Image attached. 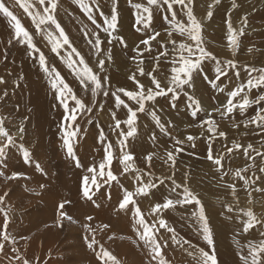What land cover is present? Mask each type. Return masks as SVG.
I'll use <instances>...</instances> for the list:
<instances>
[{"label": "rangeland", "instance_id": "1", "mask_svg": "<svg viewBox=\"0 0 264 264\" xmlns=\"http://www.w3.org/2000/svg\"><path fill=\"white\" fill-rule=\"evenodd\" d=\"M203 1L193 0V11L202 24L204 46L221 61L234 60L236 68L228 70L227 76H222L220 80L216 81L219 85L218 88H213L208 80H204L202 78L203 74L195 78L194 89L190 90L189 94L199 100L201 108L204 109L199 111L197 116L191 115V109L187 107L188 97L183 93L175 101V108L171 107L170 93L167 97H158L156 101L157 114L162 122H170L166 125L169 129L168 133L161 132L150 115L138 113L137 133L127 140V151L133 155V160L128 163L134 165L128 173L123 172V164L119 162L121 154L117 143L118 137L117 133L112 131L114 121L111 117V113L115 111L117 118L121 121L125 120L126 109L123 106L115 107L113 97V101H111V98L108 101L109 96L104 97L101 94L92 97L90 90L84 92L83 86L79 83L75 73L65 62L68 59L77 61L78 57L72 56L69 58L67 53L70 49L67 46L60 50L59 56L53 52L52 42L47 38V32L52 31L58 36L55 27L41 25L42 30L36 32L31 17L19 7H13L12 10L20 19L22 26H25L24 28L32 34L36 46L43 50L48 65L59 72L60 76L73 88L78 97L83 99L85 103L96 104L97 107L93 109L92 113L78 117L77 122L81 131L74 138L76 141L74 149L82 165L80 168L75 167L74 162L66 156V149L62 146L58 124L62 120L63 109L58 104L52 103L51 108L52 105L53 108L50 110L53 112L48 113L56 119L53 122L48 121L46 117L43 120L36 117L34 119L31 116V113H33L31 109H27L26 111L29 112L20 116L18 123L15 121L16 125L11 121L10 117L14 116V112H12L13 107H11V100L9 99L14 96L17 90L18 93L21 90L24 91L22 87L27 84L24 83L26 81L24 68L19 69V63L23 60L19 58V54L20 52L24 54L26 46L20 44L9 45L7 43L10 38V29L7 21L0 16V77H3L5 81V83L0 84V91L2 90L3 93L6 90L9 95V97H3V100L0 99V112L2 116L7 118L6 127L10 134L16 138L17 145L23 143L32 153V157L35 156L33 159H36L35 161L39 162L44 170H49L46 181L41 179V175H39L40 178L38 176V178H35L30 170L28 171L27 163L25 164L27 171L20 172L23 175L14 180H8L7 176L18 171L11 170L8 166L5 175L0 176V195L5 192L8 193L4 204L0 205V226L3 225L5 213H7L9 219L7 231L10 236L16 239L15 247H18L21 254L32 264H104L98 256L100 245H103L104 249L114 255L120 261V264H150V249L144 245L143 241L139 240L132 227V211L119 210L118 208V204L123 198V189L134 191L139 186V182L135 180V169H139L141 174L144 175L145 183H147V173L150 171L154 182L158 184V190H152L155 195L150 192L148 197H135L148 223L152 224L155 220L158 227V220L163 218L170 226L175 228L177 239L190 242L189 244H183V246L174 243L171 240V233L167 232L166 229H161L159 233H156L157 239L168 241V246L163 249L168 264H196V260L189 255V252L196 255L195 249L204 248L206 251L208 249L206 241L203 240L198 231L199 225L196 223L195 217L192 216L195 206L176 205L175 208L163 210L159 214L149 215L151 207H154L155 203H162L165 196L171 199L177 198L175 194L168 191L171 187L170 182L166 180L164 185H159L160 178L171 174L172 169L169 167L171 162L166 164L164 161L167 159V151L173 150L174 141L177 139L185 142L183 144L184 151L177 156L174 178L177 183H180L184 181V173H189L191 179L184 182L198 194L204 205L205 214L213 230L219 264H242L239 260L240 249L236 245L237 240L240 241L241 246H246L249 241L258 242L260 239H264L260 236V233L264 232V227H261V225H256L249 233H242L240 230L241 219H246L240 209L246 211L251 208L258 218L264 220V192L255 191L256 188H264V173L259 171L260 168H264V158L257 156V152L264 153V132L254 124L248 125L247 128L244 127L245 121L260 113L261 108H264V102L250 103L243 112L237 108L229 114V117L224 118L213 111L214 108L226 103L229 91L234 90L240 83L247 82L249 78L248 69L253 67L257 69L264 68V0H236L239 5L238 9L231 8L232 0H220V4L213 7L211 19L207 18V10L213 0ZM5 2L9 5L13 4V0H5ZM28 2L36 3V0H28ZM85 2L91 4L92 0H85ZM135 2H141V0H133V3ZM99 4L100 10L107 14L112 6V0H99ZM37 7L39 6L37 5ZM179 7V5L175 6L177 19L187 22L184 12L180 11ZM118 10L120 13L118 33L124 36L123 33L126 31V34L130 33L131 36L127 38L124 36L128 42V49L126 50L115 42L109 46L112 47L113 59L112 61H106L105 67L111 90L118 87L134 90L135 83L129 79V76L137 71L138 66H141L139 64L141 59L144 62L142 67L145 72L155 66L153 58L159 56L160 52L164 50L165 39L161 37L166 38L165 28L168 22L159 15L155 17L152 28L161 33V37L157 38L159 43L152 41L151 51L145 52L142 57H137L133 61L131 58L135 55V45L139 43L140 39H146L147 37L143 31L142 33H136L135 10L131 8L128 0H119ZM94 11L96 10L94 9ZM229 13L231 14L233 26L237 29L242 26L243 17L247 16L245 33L243 36L238 37L239 49L235 53L229 47L227 39L226 21ZM24 18L28 19V22ZM56 18L68 35L72 47L77 49L89 67L96 72L97 61L103 56L98 57L94 54L87 43L90 36L85 37L83 35L85 28L94 29V26L87 19V14L73 0H59ZM100 22L101 18L97 15V23ZM151 31L152 29H149V34H151ZM104 35L101 32L102 40ZM173 38L177 40V45L182 41L190 42L186 40V37H180L178 33H174ZM166 47L168 57L161 60L160 67L157 69L158 79L161 80L162 86L167 83V77L171 75V58L175 55L178 59V54L174 51L173 46L168 43ZM249 48H252L253 51L249 52ZM46 53L51 55V61ZM28 54L31 56L30 53ZM5 55L7 59H5ZM26 64L25 68H32L30 62L27 61ZM34 65L37 69L33 70L29 80L44 77L46 85L49 86L46 76L41 75L43 72L36 63ZM203 67L204 73L208 75L209 79H214L215 64L205 61ZM12 68L16 69L18 73L14 72ZM235 71H239V77L234 76ZM100 75L103 76L104 74L100 73ZM251 75L256 77L258 74L252 72ZM138 78L146 87L150 86L149 78L139 76ZM17 82L19 86H17ZM35 83L36 81H33L28 86L38 88V86H33ZM74 84L77 88L73 87ZM220 88H223L224 91L221 92ZM245 92L248 99L254 101L258 96L264 95V85L245 89ZM35 95L30 93V97ZM243 95L244 93H241L240 97L235 98L234 103L240 100ZM122 99L126 98L122 96ZM3 102L10 105L8 114ZM98 103L104 105L103 109L98 107ZM130 106H134V102ZM24 107L29 108L26 99L25 102L20 103L18 109ZM210 117L218 125V131L222 130L226 133V139L218 135L214 140L209 139L210 133L205 121L209 120ZM21 122H23L26 129L22 139L13 133ZM236 124H239L240 127H234ZM13 126L14 128H12ZM121 127L125 131L128 130L125 124H122ZM101 128L104 130L107 141H111L113 145V160L110 166H106L105 171L111 170L118 177V181L104 184V177L97 174L96 184H92L91 176H89L88 187L90 193L95 191L97 185L100 186L99 191H95V195H93V200L100 205L97 208L91 201L83 197L82 191L83 178L85 175H89L87 169L93 165L98 168L99 164L106 158L104 146L98 139ZM153 132L156 133L157 137L155 141L150 138ZM188 135L196 138L194 141L195 147L186 141ZM233 142L240 143L243 148H246L248 144H252L256 152L249 150L251 152L249 155L241 148L234 149L232 153H227L226 149L231 147ZM210 143L214 155L225 156V160L222 162L224 164L223 171L227 172L228 175L223 176V178H221L212 163L205 158ZM11 147L17 146L13 145ZM149 153H154L150 168L146 161V156ZM11 155L13 156V154L6 155V163L13 159ZM14 156L24 162L22 155L17 156V154H14ZM242 168H248L246 176L249 181L258 178L254 185L245 184L244 181L235 176V171ZM34 169L37 170L36 167ZM39 172L37 170L38 174ZM97 173H99V168ZM58 179L61 181L67 180L69 183L68 188H59L64 193L62 196L59 195L58 188L50 187V183L54 184ZM47 182H50L48 183L50 186L47 185ZM40 184H45L47 190L37 194ZM77 184L78 189L75 187ZM230 184H235L237 197L231 195V189L227 187ZM54 186L52 185V187ZM109 193L111 199L108 198ZM62 199L71 201L70 204L66 205V211L73 217L75 222L65 220L61 227L57 225L56 218L58 216L57 204ZM229 204L233 206L231 213L227 209ZM129 208L131 209L133 206L129 205ZM88 216L93 219L88 221L86 219ZM229 216H231V219L228 218ZM85 223L90 224L95 231L98 244L94 246V249L89 248L84 240L86 233L83 226ZM104 225H108V227L104 228ZM88 235L91 237L92 234L88 233ZM109 237L112 238L109 239ZM12 247L13 245L10 242L5 243L4 251L0 253V264H9L13 255ZM244 250H247L246 247ZM145 257H148L149 262L146 261ZM109 264H111L110 261Z\"/></svg>", "mask_w": 264, "mask_h": 264}, {"label": "snow or ice", "instance_id": "2", "mask_svg": "<svg viewBox=\"0 0 264 264\" xmlns=\"http://www.w3.org/2000/svg\"><path fill=\"white\" fill-rule=\"evenodd\" d=\"M73 2L78 4L79 7L87 14V19L94 26V29L85 28L83 30V35L85 37L90 36L87 43L90 46V49L93 50L94 54L98 57L101 55L103 56V58H100L97 61L96 72L89 67L84 57L81 56L77 49L72 47L68 35L58 22L56 13L59 0H36V3H30L28 0H13L12 5L7 4L5 0H0V16L7 21L10 29V38L7 43L9 45H25L26 50L29 51L38 68L46 76L48 84L54 91L53 99L57 100L58 106L63 109L62 120L58 124V131L61 133L62 146L66 149V156L74 162L75 167L80 168L82 165L74 149V144L76 142L74 138L77 137L81 131L79 123L77 122L78 117L83 114L92 113L93 109L97 107V105L85 103L83 99L78 97L73 88L70 87L64 78L60 76L59 72H57L54 67H50L48 65L44 53L36 46L32 34L22 26L20 19L16 14H14L12 8H22L24 12L31 17L36 32H40L42 30L41 25L55 27L58 31V36L52 31L47 32V38L52 42V51L59 56L60 50L67 46V48L70 49L67 53L68 57H78L77 61L68 59L65 62L75 73L79 83L83 86V90H90L92 97H97L101 94L104 97H108L111 94L115 101V107L119 108L123 106L126 109L125 120L121 121L117 118L115 111L111 113V117L114 121L112 131L116 132L118 137L117 143L121 154L119 162L123 164V172L128 173L134 165H130L128 163L133 160V155L127 151V140L129 137H134L137 133L136 122L138 120V113H146L147 115H150L151 119L155 122V125L160 128L161 132L168 133L169 129L166 125L170 122H162L160 116L157 114V98L162 96L167 97L170 93L171 107L175 108V101L179 98L180 94L183 93L188 97L189 103L187 107L191 109V115L197 116L198 112L204 109L201 108L200 101L193 95L189 94V91L194 89L195 78L200 77L203 74L202 78L204 80H208L213 88H218L219 85L216 81L220 80L222 76H227L228 70L235 69L236 62L232 59L221 61L213 54V52L207 50L204 46V40L202 38V24L194 14L193 0H141V2L135 3H133V0H128L131 8L135 10V24L137 26L135 31H143L147 37L146 39H140L139 43L135 45V55H133L131 59L135 61L137 57H142L145 52H150L152 41H157L159 43L157 38L161 37V33L152 28L154 19L157 15L161 16L168 22L165 28L166 38L161 37L162 39H165V45L163 46L164 50L160 52L159 56L153 58L155 66L151 68V70L145 72L142 67L144 63L143 59L140 60L139 64L141 66H138L137 71L133 72L129 76V79L135 83L136 87L134 90H126L124 87H118L113 91L111 90L109 77L105 67L106 61H112L113 59L112 47H109V45H113V42H115L119 43L122 49H128V42L125 40L124 36L118 33L120 17L118 10L119 0H112V6L107 14L100 10L99 0H92L91 4L86 3L85 0H73ZM219 4L220 0H213V3L208 6L207 18H212L213 7L218 6ZM37 5L39 7H37ZM177 5L180 6L179 10L184 12L187 22L177 19V10L175 8ZM231 8H239L236 0H232ZM94 9L96 11H94ZM97 15L101 18L100 23H97ZM226 23L229 47L232 52L235 53L239 49L238 37L243 36L245 33L247 16L243 17L242 26L238 29L233 26L230 13ZM149 29H152L151 34H149ZM101 32L105 34L103 40L101 39ZM174 33H178L180 37H186V40L190 42L182 41L177 45V40L173 38ZM168 43L173 46L174 51L178 54V59L175 55L171 58V75L167 77V83L162 86L161 80L158 79L157 69L160 67L161 60L168 57L166 47ZM102 45H104V47H102ZM248 51L252 52L253 49L249 48ZM5 59H7L6 55ZM62 59L64 58L62 57ZM205 61H210L215 64L214 79L210 80L208 75L204 73L203 66ZM248 72L249 78L247 79V82L240 83L234 90L229 91L226 103L213 109L214 112L219 113L221 118L229 117V114L233 113L237 108L243 112L250 103L264 102V95L258 96L254 101H250L247 93L245 92V89H251L252 87L264 85V68L257 69L253 67L248 69ZM252 72H256L258 75L256 77H252ZM100 73H103L104 75L101 76ZM239 75V71L234 72L235 77H239ZM138 76L149 78L150 86L146 87L142 84ZM3 83H5V81L3 77H0V84ZM17 86H19L18 82ZM219 90L221 92L224 91L223 88H220ZM241 93H244V95L240 100L234 103L235 98L240 97ZM6 96H8V92L5 90L3 91V96H0V99H3V97ZM122 96L126 99H122ZM132 102H134V106H130ZM98 107L103 109L104 105L100 104ZM25 119H27V117H25ZM6 120V117L0 115V176H4L5 170L7 169V150L11 146L17 145L16 138L10 134L8 128L6 127ZM122 124L127 126V131L121 127ZM205 124H207L208 131L210 133V140H214L216 135L225 139L227 138L224 131H218V125L211 117L209 120L205 121ZM250 124H254L257 128L264 132V108H261L260 113H257L255 117L245 121L244 127L247 128ZM234 127L239 128L240 125L236 124ZM25 131L26 129L24 124L21 122L16 129L17 135L22 139ZM150 138L155 141L157 138L156 133L153 132ZM98 139L102 146H104L106 158L99 164V173H97L95 165L87 169L89 175H85L83 178L82 191L83 197L91 201L97 208H99L100 205L93 200V195H95V191H99L100 186L97 185L95 191L90 193L88 187L89 176H91L92 184H96L97 174L104 177V184H110V182L118 181V177L114 175L111 170L105 171L106 166H110L113 160V145L111 141H107V137L102 128L99 130ZM195 139L196 138L192 135H188L186 137V141L192 144L193 147H195ZM106 141L107 143L105 144ZM184 142L185 141L179 139L175 140L173 150L167 151V159L164 162L166 164L171 162L169 167L172 171L170 175L159 179L160 186L164 185L166 180L170 182L171 187L168 191L171 194H175L177 198L171 199L165 196L162 203H155L154 207H151L149 215L159 214L163 210L175 208L176 205H194L195 207L192 211V216L195 217L196 223L199 225L198 231L202 235L203 240L206 241L208 250L206 251L204 248H198L194 250L196 255H193V252H189V255L193 256L196 260V264H219L216 256L213 230L209 224L208 217L205 214L204 205L198 194L184 182L191 179L189 173H184V181L180 183H177L174 178L177 156L184 151ZM17 146L22 153L23 161L25 163L33 162L30 150L26 148L23 143H19ZM241 148H243V146L240 143L233 142L231 147H228L226 151L227 153H232L234 149ZM243 150L249 155L251 152H256V149L252 144H248L246 148H243ZM249 150H251V152ZM153 155L154 153H149L146 156L149 168L151 167ZM257 156L264 158V153L257 152ZM205 158L207 161L212 163L217 172L221 175V178L228 175L227 172L223 171L224 164L222 162L225 160V156L214 155L211 143L208 145ZM35 167L43 175H48L39 162L35 163ZM259 171L264 173V168H260ZM135 172V180L139 182V186L136 187L134 191H129L126 188L123 189V198L119 202L118 208L119 210L132 211V227L139 240L143 241L144 245L150 249V264H168V261L165 259L163 253V249L168 246V241L157 239L156 233H159L161 229H166L167 232L171 233V240L174 243L181 244V246H183V244H189L190 242L177 239L175 228L170 226V224L163 218L158 220V227L157 221L155 220L152 224L148 223L145 219L144 213L137 204L135 197H148L150 192L152 195H155L152 190H158V184L154 182L153 175L150 171L147 173V183L144 182L145 177L141 174L139 169H135ZM247 172L248 168L238 169L235 171V176L244 181L245 184L254 185L256 183V179L258 178H254L252 181H249L246 176ZM22 175L23 173L13 172L11 175L7 176V179L14 180ZM227 187L231 189V195L233 197H237L235 184H230ZM45 190H47V186L45 184H40L37 194ZM255 191L264 192V188H256ZM7 195V192L0 195V205L4 204L5 197ZM249 195H251V193H249ZM108 198L111 199L110 193L108 194ZM70 203L71 201L68 199H62L58 202V216L56 218L58 226L62 227L65 220L75 222L73 217L66 211V205ZM129 205H132L133 208L130 209ZM227 209L228 212L231 213L233 211V206L229 204L227 205ZM240 211L243 212L246 217V219H241L240 230L242 233H249L256 225L264 227V220L258 218L251 208L246 211L244 209H240ZM228 218L231 219V216ZM237 218L240 219L239 217ZM86 219L91 221L93 218L88 216ZM8 224V214L5 213L3 225L0 226V253L4 251L5 243L10 242L13 245L11 249L13 255L9 264H32V262L21 254L20 249L15 247L16 239L8 233ZM83 227L86 233L84 235V240L87 242V246L89 248L94 249V246L98 244V241L95 238V231L88 223H85ZM103 227L107 228L108 225H104ZM88 233L92 234L91 237ZM260 236L264 237V232H261ZM111 238L112 237H109V239ZM236 245L240 249L239 260L242 264H264V239H260L258 242L249 241L246 246H241L240 241L237 240ZM245 247L247 249L246 251L244 250ZM98 256L104 264H109V261L111 264H120V261L109 251L104 249L103 245H100V252L98 253Z\"/></svg>", "mask_w": 264, "mask_h": 264}, {"label": "bare ground", "instance_id": "3", "mask_svg": "<svg viewBox=\"0 0 264 264\" xmlns=\"http://www.w3.org/2000/svg\"><path fill=\"white\" fill-rule=\"evenodd\" d=\"M204 1H206V0H204ZM203 1V2H204ZM20 9V8H19ZM25 16H27V15H25ZM24 20H26L27 22H28V19H25L24 18ZM25 27V26H24ZM125 30V29H124ZM128 32H130V31H128ZM137 33V32H136ZM141 33H142V31H141ZM125 34V35H124ZM123 35L127 38V37H129V36H131V34L129 33V34H126V31H125V33H123ZM138 37V36H137ZM136 37V38H137ZM3 43V42H2ZM35 44H36V41H35ZM114 44V43H113ZM133 44V43H132ZM138 44V43H137ZM110 46V45H109ZM18 49V48H17ZM25 50H26V47L24 48ZM40 51L41 52H43V50H41L40 49ZM47 52V51H46ZM29 51H24V54L22 53L21 54V52H20V54H19V58H22L23 60H21L20 61V63H19V66H20V70H22L23 68V71H24V75H25V79H26V81L24 82V83H27L26 84V86H23L22 88H23V90L24 91H20L19 93H18V90L14 93V96L11 98V99H9V100H11V107H13V109H12V112H14V116L13 117H10L11 118V121L15 124V121H16V123H18L19 122V118H20V116H22V115H24V114H26V112H29V111H26L27 109H31L32 110V112L33 113H31L32 115V117L35 119V117L36 118H38V119H40V120H43L45 117H46V119L48 120V121H50V122H53L54 120H56L55 118H53V117H51V115H49L48 113H50V109H52L53 108V105H52V108H51V104L52 103H55V104H58V101L57 100H55V99H53V94H54V91L51 89V87H50V85L48 86V85H46V83H45V78L44 77H40V78H34L33 80H29V77L32 75V72H33V70L34 69H37L36 67H35V62H34V59L31 57V56H29ZM117 53V52H116ZM49 54V53H48ZM47 53H46V56L48 57V59L51 61V55L49 54L48 55ZM18 58V59H19ZM19 61V60H18ZM30 62V64L32 65V68L31 69H27V68H25V66L27 65L26 64V62ZM117 62V61H116ZM15 65V64H14ZM14 65H12V66H14ZM29 65V64H28ZM31 65H30V67H31ZM15 68H16V66H14ZM29 67V66H28ZM22 68V69H21ZM12 70L14 71V72H17L18 73V71L15 69L14 70V68H12ZM37 71H40V70H37ZM63 74V73H62ZM42 76L44 75V73L43 74H41ZM33 81H36V83L33 85V86H38V88H33L32 86H31V88L28 86V84H32V82ZM74 88H77L76 87V85L74 84V86H73ZM112 89V88H111ZM79 90V89H78ZM49 91V92H48ZM114 91V90H113ZM47 92H48V94H47ZM82 92V91H81ZM85 92V91H84ZM83 92V93H84ZM30 93H33V94H36L34 97L33 96H31L30 97ZM0 95H3V93H2V90L0 91ZM8 97H9V95H8ZM110 98L112 99L111 101H113V98H112V96L111 95H109V97H108V101H110ZM8 99V98H7ZM25 99H26V101L28 102V107L29 108H27V107H24L23 109H18V107H19V105H20V103L22 102V101H24L25 102ZM3 100V99H2ZM6 100V99H5ZM86 100V99H85ZM7 102V101H6ZM90 102V101H89ZM98 102V101H97ZM96 102V103H97ZM4 104H5V102H3ZM10 103H8V104H10ZM92 103V102H91ZM90 104V103H89ZM98 105H99V103H98ZM9 106L10 105H7V104H5V110H7L6 112H7V114H8V110L10 111V108H9ZM57 106V105H56ZM55 108V107H54ZM59 108V107H58ZM61 108V107H60ZM55 109H57V108H55ZM62 109V108H61ZM62 111V110H61ZM6 112H4V113H6ZM51 112H53V111H51ZM9 114H11V113H9ZM0 115H2L1 114V112H0ZM6 115V114H5ZM38 116V117H37ZM61 118V117H60ZM9 122V121H8ZM11 122V123H12ZM47 122V121H46ZM49 123V122H48ZM42 124V123H41ZM44 124V123H43ZM16 125V124H15ZM12 128H14V126L12 127ZM40 130H41V128H40ZM15 132H13L14 133V135H16L17 137H19L18 135H17V132H16V130H14ZM24 137V136H23ZM130 140V139H129ZM19 142V141H18ZM130 142H131V140H130ZM17 146V145H16ZM18 147V146H17ZM17 147H10L8 150H7V154H13V156L11 155V157H13V159L12 160H9L8 162H7V166L9 167V169H11V170H17L18 172H23V171H27L26 170V167H25V164L26 163H24V162H21L17 157H15L14 156V154H17V156L20 154V155H22V153H21V151L17 148ZM27 148V147H26ZM61 150V149H60ZM51 154V153H50ZM63 154H64V151H63ZM35 157V156H34ZM33 157V158H34ZM9 158V157H8ZM20 158H21V156H20ZM51 158V157H50ZM36 160V159H35ZM34 159H33V162H31V163H27V166H28V171L30 170V172L32 173V175L35 177V178H38L39 177V175H41L40 177H41V179H44L45 181H46V176L45 175H43L41 172H39V174L37 173V170H35L34 168H35V161ZM67 160H68V158H67ZM7 161V160H6ZM70 163V162H69ZM58 165V164H57ZM67 167V166H66ZM14 168H16V169H14ZM98 168H99V166H98ZM97 168V169H98ZM45 169H46V167H45ZM47 173H49V170H45ZM55 171V170H54ZM38 176V177H37ZM43 176V177H42ZM54 176V175H53ZM39 177V178H40ZM51 179V178H50ZM48 183H50V182H47V185H49ZM51 185V186H50ZM50 187L51 188H68L69 187V183H68V181L67 180H63V181H61V180H57L56 181V183H50ZM52 185H55L54 187H52ZM77 189L79 188V186H78V184H77V186H75ZM74 187V188H75ZM75 188V189H76ZM59 191H60V196H62V194H64L63 193V191L61 190V189H59ZM118 199V198H117ZM260 204V203H259ZM251 205V204H250ZM141 251L143 252V250L141 249ZM144 253V252H143ZM145 259H146V261H148V257H145ZM4 261V260H3ZM5 262V261H4ZM149 262V261H148ZM143 263H145V262H143ZM146 264V263H145Z\"/></svg>", "mask_w": 264, "mask_h": 264}]
</instances>
